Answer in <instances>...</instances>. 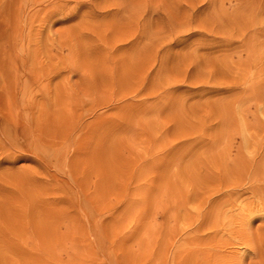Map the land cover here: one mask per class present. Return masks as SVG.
<instances>
[{"label":"rangeland","instance_id":"rangeland-1","mask_svg":"<svg viewBox=\"0 0 264 264\" xmlns=\"http://www.w3.org/2000/svg\"><path fill=\"white\" fill-rule=\"evenodd\" d=\"M1 64L0 264H264V0H0Z\"/></svg>","mask_w":264,"mask_h":264},{"label":"bare ground","instance_id":"bare-ground-1","mask_svg":"<svg viewBox=\"0 0 264 264\" xmlns=\"http://www.w3.org/2000/svg\"><path fill=\"white\" fill-rule=\"evenodd\" d=\"M5 69H6V68H5ZM0 72H1V73L4 72V68H3V65H2V64L0 65ZM1 82H2V81H1ZM2 88H3V86H2ZM2 90H3V89H2ZM1 94H2V93H1ZM1 103H2V102H1ZM5 107H6V106H5ZM3 109H4V108H3ZM4 110H5V109H4ZM245 139H246V138H245ZM253 140H254V139H253ZM251 141H252V140H251ZM244 142H245V141H244ZM245 145H246V144H245ZM236 160H237V159H236ZM241 160H242V159H241ZM237 163H238V162H237ZM237 163H236V164H237ZM249 163H250V162H249ZM245 164H246V163H245ZM251 165H252V164H251ZM247 166H248V165H247ZM258 167H260V166H258ZM245 168H246V167H245ZM248 168H249V167H248ZM260 168H261V167H260ZM260 168L257 169V171L260 170ZM233 170H234V169H233ZM241 171H242V169H241ZM242 172H243V171H242ZM251 173H252V172H251ZM241 175H242V174H241ZM241 175H238V178H237L239 183L242 182V180H239V179L242 178ZM239 176H240V177H239ZM255 176H256V175H255ZM243 177H244V176H243ZM240 184H241V183H240ZM245 211H246V210H245ZM244 216H245V215H244ZM244 218H245V217H244ZM212 224H213V222H212ZM202 226H203V225H202ZM222 226H223V225H222ZM210 227H211V226H210ZM214 227H216V226L214 225ZM214 227H212V228H214ZM217 228H219V227H217ZM227 228H228V227H226V226L223 227L224 230L228 231ZM219 229H220V228H219ZM220 230H221V229H220ZM195 231H196V230H195ZM193 232H194V231H193ZM216 234H217V233H216ZM214 236H215V235H214ZM196 238H197V236H196ZM196 238H195V239H196ZM192 240H194V239H192ZM197 240H198V239H197ZM197 240H196V241H197ZM221 244H222V243H221ZM216 245H217V244H216ZM188 250H189V249H188ZM188 252H190V251H188ZM189 254H191V253H189ZM198 254H199V253H198ZM202 255H203V254H202ZM218 255H219V254H218ZM196 256H198V255H196ZM200 257H201V256H200ZM202 257H203V256H202ZM212 257H213V256H212ZM196 258H197V257H196ZM197 260H198V259H197ZM210 260H211L210 262H212V259H210ZM207 261H208V260H207ZM212 263H213V262H212ZM216 263H217V262H216Z\"/></svg>","mask_w":264,"mask_h":264}]
</instances>
